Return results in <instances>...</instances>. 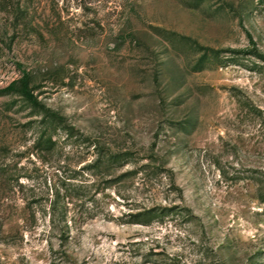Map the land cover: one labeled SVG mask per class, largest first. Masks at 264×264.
Here are the masks:
<instances>
[{
  "label": "rangeland",
  "instance_id": "obj_1",
  "mask_svg": "<svg viewBox=\"0 0 264 264\" xmlns=\"http://www.w3.org/2000/svg\"><path fill=\"white\" fill-rule=\"evenodd\" d=\"M0 264H264V0H0Z\"/></svg>",
  "mask_w": 264,
  "mask_h": 264
},
{
  "label": "trees",
  "instance_id": "obj_2",
  "mask_svg": "<svg viewBox=\"0 0 264 264\" xmlns=\"http://www.w3.org/2000/svg\"><path fill=\"white\" fill-rule=\"evenodd\" d=\"M25 75H24V77H23V80H25ZM22 88H23V90H22V95L25 97V98H27V99H29L28 97H30L31 95L28 93V91L26 90V86H25V84H22Z\"/></svg>",
  "mask_w": 264,
  "mask_h": 264
}]
</instances>
